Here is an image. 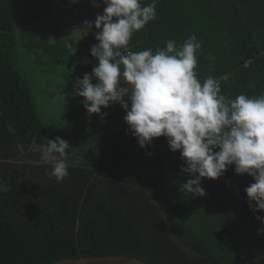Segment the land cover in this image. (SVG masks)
I'll return each instance as SVG.
<instances>
[{
    "label": "trees",
    "instance_id": "1",
    "mask_svg": "<svg viewBox=\"0 0 264 264\" xmlns=\"http://www.w3.org/2000/svg\"><path fill=\"white\" fill-rule=\"evenodd\" d=\"M155 3L156 18L133 32L131 52L155 53L168 40L179 47L195 34L201 81L219 79L229 100L264 95V0ZM95 18L78 0H0V183L8 187L0 191V264L107 255L152 264H264L261 221L244 191L251 176L228 166L224 174L239 193L201 178L206 195L193 198L183 189L189 177L179 150L165 137L141 148L126 134L118 103L102 107L103 118L86 111L74 82L97 65L90 54L96 29L86 24ZM44 20L52 42L40 29ZM67 29L78 34L75 51ZM35 71L47 87L41 92L33 87ZM49 85L66 93L67 114L46 106ZM57 136L73 147L61 182L42 160L47 140Z\"/></svg>",
    "mask_w": 264,
    "mask_h": 264
},
{
    "label": "clouds",
    "instance_id": "2",
    "mask_svg": "<svg viewBox=\"0 0 264 264\" xmlns=\"http://www.w3.org/2000/svg\"><path fill=\"white\" fill-rule=\"evenodd\" d=\"M102 3L103 13L86 22L96 29L90 54L97 65L74 82L86 111L103 118L102 107L118 103L125 112L126 134L141 148L165 137L171 151L179 150L181 170L189 177L183 189L193 198L206 195L201 178L217 179L234 165L236 174L253 179L244 189L249 208L264 212V95L239 94L229 100L220 94L219 79L201 81L195 69L202 45L195 34L179 47L168 40L155 53L128 51L133 32L156 18L155 0L146 6L140 0ZM72 148L59 136L47 140L42 160L51 166L50 178L61 182L69 175ZM0 191L7 192V185L0 183ZM257 219L264 225V216Z\"/></svg>",
    "mask_w": 264,
    "mask_h": 264
},
{
    "label": "water",
    "instance_id": "3",
    "mask_svg": "<svg viewBox=\"0 0 264 264\" xmlns=\"http://www.w3.org/2000/svg\"><path fill=\"white\" fill-rule=\"evenodd\" d=\"M50 264H152L142 261L135 256L107 255L92 257L64 258Z\"/></svg>",
    "mask_w": 264,
    "mask_h": 264
},
{
    "label": "crops",
    "instance_id": "4",
    "mask_svg": "<svg viewBox=\"0 0 264 264\" xmlns=\"http://www.w3.org/2000/svg\"><path fill=\"white\" fill-rule=\"evenodd\" d=\"M54 23V22H53ZM50 21L48 20H44L43 23H41V31L44 34V37L47 39L48 42H52V37H51V33H50ZM67 43L68 46L72 48L73 51H75L78 47V34L76 33V31L72 30V29H67ZM70 34V35H69ZM54 86L49 85V92L47 93V97L46 100H48L47 98H49L50 96L55 95L56 93H51L52 91H50ZM56 87V86H55ZM66 93H62V95H57L59 96L57 99H61L63 101V103H66V105L63 107V112H65V114H67L68 110H70V102L67 98L63 97ZM57 102H60L57 100ZM46 103V102H45Z\"/></svg>",
    "mask_w": 264,
    "mask_h": 264
},
{
    "label": "built area",
    "instance_id": "5",
    "mask_svg": "<svg viewBox=\"0 0 264 264\" xmlns=\"http://www.w3.org/2000/svg\"><path fill=\"white\" fill-rule=\"evenodd\" d=\"M78 1L79 2H82V3H86L89 6V8L92 10V13H93V15L95 17L98 14H102L103 13V8L104 7L102 6L101 0H78ZM128 51H130V48L129 47H128ZM217 180L222 181L224 187L232 190L234 192V194L239 193L238 186L235 183H233L231 181V179L228 178L224 173L219 178H217ZM244 200H246V199L244 198ZM247 203H248V201H247ZM253 213H254L253 214L254 215V220L255 221H258L259 219H257L258 215L256 214V211L255 212L253 211ZM260 228H264V225L260 224L257 229H260ZM256 232H257V230H256ZM259 234H261V235L264 236V232H260ZM263 257H264V253H263Z\"/></svg>",
    "mask_w": 264,
    "mask_h": 264
},
{
    "label": "rangeland",
    "instance_id": "6",
    "mask_svg": "<svg viewBox=\"0 0 264 264\" xmlns=\"http://www.w3.org/2000/svg\"><path fill=\"white\" fill-rule=\"evenodd\" d=\"M70 35V34H69ZM72 49V48H71ZM41 73L40 71H35L33 73V78L34 80H32L33 84H34V88L38 89L39 91L40 90H43V88L45 87L47 89V87L45 86V82L42 81L41 77H40ZM55 76V75H54ZM57 76V75H56ZM55 79V78H53ZM56 88L54 87L53 89H51L50 91H52L51 93H56L55 95L53 96H50L49 98H47L48 100H45L46 101V106L47 107H50L52 110H56L57 112L55 113H61L63 115V107L66 105V103H63V101L61 99H57L59 96H57V91H55ZM48 91V90H47ZM41 92V91H40ZM60 101V102H57ZM43 101V100H42ZM73 116L70 115L69 119H71Z\"/></svg>",
    "mask_w": 264,
    "mask_h": 264
}]
</instances>
